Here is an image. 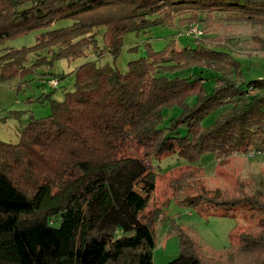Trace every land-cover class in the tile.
Segmentation results:
<instances>
[{
  "label": "trees",
  "instance_id": "obj_1",
  "mask_svg": "<svg viewBox=\"0 0 264 264\" xmlns=\"http://www.w3.org/2000/svg\"><path fill=\"white\" fill-rule=\"evenodd\" d=\"M215 10L264 25V0H0V47L42 30L32 46L3 49L0 80L90 51L116 59L128 32L171 26L179 13L203 21ZM61 21L71 24L53 27ZM223 47L217 37L181 46L173 38L162 50L147 43V55L125 72L88 60L63 101L47 95L49 116L32 118L17 143L0 139V264H154L156 225L166 218L156 200V162L173 154L196 163L206 153L264 152V77L243 76L242 62ZM29 54L36 55L31 68ZM193 67L218 74L213 89L199 73L167 75ZM175 105L181 114L163 126L164 110ZM223 106L227 112L203 127ZM170 187L171 198L203 215L231 216L245 207L260 219L215 256L176 227L180 254L166 264H264L263 195L242 185L210 194L193 171Z\"/></svg>",
  "mask_w": 264,
  "mask_h": 264
},
{
  "label": "rangeland",
  "instance_id": "obj_2",
  "mask_svg": "<svg viewBox=\"0 0 264 264\" xmlns=\"http://www.w3.org/2000/svg\"><path fill=\"white\" fill-rule=\"evenodd\" d=\"M202 17L205 18L203 21L194 22L195 19L189 13H179L175 15L171 26L159 24L147 31L128 32L123 37V47L116 59L108 51L100 56L90 51L83 58L59 59L49 66L31 69L23 78L18 75L8 80H0V139L17 143L22 128L32 118L49 116L52 113L51 98L63 101L66 93L75 89V70L84 62L92 60L99 66L110 64L125 72L130 61L147 55V43L154 50H162L173 38L181 46L187 43L195 45V40L201 37H217L222 40L223 48L242 62L243 76L248 79L264 77V25L232 20L226 12L220 10L210 14L203 13ZM69 24L71 21H61L53 27ZM196 28L202 34L191 33ZM41 32L42 30H34L6 41L0 47V53H4V48L34 45ZM104 32L105 27L98 28L101 48L105 47ZM43 55L51 60L46 51ZM35 61L36 55L29 54L26 67L31 68ZM177 71L167 75L186 77L199 73L208 90L213 89L218 75L210 69L199 67ZM51 80H58V86L50 84ZM195 100V97H190L188 101L194 103ZM227 110L228 107L223 106L212 112L203 121V127L211 125ZM181 112L178 105L166 108L163 126H167ZM181 131L185 132L186 129L182 128ZM156 165L160 166L156 179V200L160 207L165 206L166 218L156 225L154 264H166L180 254V239L174 232L176 227L187 229L207 256H215L231 246L233 237L237 240L241 232L259 221V214L245 207L237 209L231 216L203 215L193 207L171 198L170 182L183 172L193 171L196 183L210 194L242 185L247 194L264 196V152L252 150L249 153H234L221 158L214 153H206L196 163H190L178 154H173L157 161ZM144 188L140 186L139 191L144 193Z\"/></svg>",
  "mask_w": 264,
  "mask_h": 264
},
{
  "label": "built area",
  "instance_id": "obj_3",
  "mask_svg": "<svg viewBox=\"0 0 264 264\" xmlns=\"http://www.w3.org/2000/svg\"><path fill=\"white\" fill-rule=\"evenodd\" d=\"M193 32H195V34H197V35L202 34V32H201L200 30H198L197 28H196V30L193 29V30L191 31V33H193ZM50 84H52L53 86L56 87V86H58L59 82H58V80H51V81H50Z\"/></svg>",
  "mask_w": 264,
  "mask_h": 264
}]
</instances>
